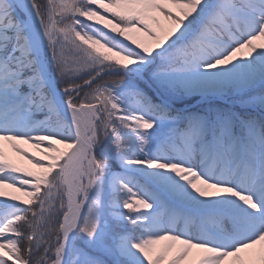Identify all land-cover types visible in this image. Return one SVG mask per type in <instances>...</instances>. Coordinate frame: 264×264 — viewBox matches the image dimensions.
<instances>
[{
	"label": "snow or ice",
	"instance_id": "obj_1",
	"mask_svg": "<svg viewBox=\"0 0 264 264\" xmlns=\"http://www.w3.org/2000/svg\"><path fill=\"white\" fill-rule=\"evenodd\" d=\"M0 264H264V0H0Z\"/></svg>",
	"mask_w": 264,
	"mask_h": 264
}]
</instances>
